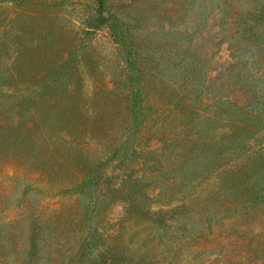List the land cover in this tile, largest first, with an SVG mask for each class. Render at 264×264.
<instances>
[{"label":"rangeland","instance_id":"374dc122","mask_svg":"<svg viewBox=\"0 0 264 264\" xmlns=\"http://www.w3.org/2000/svg\"><path fill=\"white\" fill-rule=\"evenodd\" d=\"M0 264H264V0H0Z\"/></svg>","mask_w":264,"mask_h":264},{"label":"trees","instance_id":"16d2710c","mask_svg":"<svg viewBox=\"0 0 264 264\" xmlns=\"http://www.w3.org/2000/svg\"><path fill=\"white\" fill-rule=\"evenodd\" d=\"M109 20L113 21V31L116 36L118 44L123 48H127L128 34L125 32L123 26L119 24L118 21L114 19L113 17H110ZM142 103H143V96H142V93L139 91L132 105V113L134 115L135 120L138 119V116L141 113Z\"/></svg>","mask_w":264,"mask_h":264}]
</instances>
